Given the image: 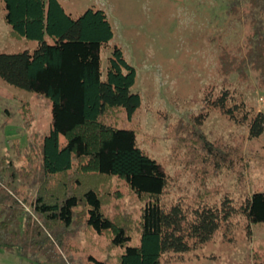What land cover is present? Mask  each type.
<instances>
[{
  "label": "trees",
  "instance_id": "1",
  "mask_svg": "<svg viewBox=\"0 0 264 264\" xmlns=\"http://www.w3.org/2000/svg\"><path fill=\"white\" fill-rule=\"evenodd\" d=\"M1 1L12 32L36 40V45L32 50L0 52V77L49 97L51 125L39 150L24 153V163L18 162L20 154L0 153V248L57 264L63 260L64 239L83 218L96 233L110 232L111 245L122 248L115 262L90 254L87 264H159L167 252L182 253L210 239L236 211L248 222L264 221V190L253 191L238 207L228 197L219 204L160 202L168 176L137 145L134 129L124 126L140 104L139 93L131 89L136 71L121 47L110 44L113 28L104 9L88 6L72 15L59 0ZM243 2L251 16V32L233 68L239 70L240 63L248 60L264 75V29L254 18L264 10V0ZM229 10L236 11L233 6ZM102 47L110 49L103 77ZM231 64L228 56L226 65ZM213 92L204 97L207 105L233 121L249 123L250 136L263 131L264 112H252L228 87H220L212 97ZM112 116L119 124L111 121ZM201 139L195 149L191 139L185 141L186 162L195 165L197 173L216 168L222 156V151ZM86 173L123 178L144 198L138 244H128V224L103 211L100 193L83 180ZM25 187L35 189L30 197Z\"/></svg>",
  "mask_w": 264,
  "mask_h": 264
},
{
  "label": "rangeland",
  "instance_id": "2",
  "mask_svg": "<svg viewBox=\"0 0 264 264\" xmlns=\"http://www.w3.org/2000/svg\"><path fill=\"white\" fill-rule=\"evenodd\" d=\"M62 4L67 11L74 9L72 15L87 6L104 9L113 28L110 44H118L135 68L131 89L139 93L140 104L124 126L134 129L137 145L168 176L160 202L219 204L228 197L238 207L253 191L264 190V129L250 136L249 123L233 121L204 99L208 92L214 91L213 97L217 89L228 87L252 112H264V75L248 60L244 67L240 63L239 70L233 68L251 32L252 20L243 0H66ZM4 12L0 0V52L32 50L36 40L13 33ZM254 18L264 29V10ZM109 54V47L101 48L102 77ZM228 56L233 63L229 67ZM110 119L119 124L115 117ZM50 125L49 97L0 77V153L20 154L18 162L24 163V153L39 150ZM187 129L188 135L183 133ZM201 137L222 156L216 168L197 173L195 165L186 162L185 141L191 139L193 147H200ZM82 177L100 193L103 211L128 224V244H138L144 198L118 176L86 173ZM25 189L29 197L35 191ZM72 229L61 246L63 260L57 264H87L90 254L115 262L122 251L111 245L110 232L96 233L83 218ZM0 264L48 263L0 248ZM159 264H264V221L248 222L236 211L210 239L182 253L167 252Z\"/></svg>",
  "mask_w": 264,
  "mask_h": 264
},
{
  "label": "crops",
  "instance_id": "3",
  "mask_svg": "<svg viewBox=\"0 0 264 264\" xmlns=\"http://www.w3.org/2000/svg\"><path fill=\"white\" fill-rule=\"evenodd\" d=\"M59 1H60V3L62 4V2H63V1H66V0H62V2H61V0H59ZM62 5H63V4H62ZM63 7H64V6H63ZM87 7H88V6H87ZM87 7H86V8H87ZM64 8H65V7H64ZM69 9H70V10H69L68 12L71 11L70 13L72 14V11H73L74 9H72V8H69ZM65 10H66V9H65ZM66 11H67V10H66Z\"/></svg>",
  "mask_w": 264,
  "mask_h": 264
}]
</instances>
